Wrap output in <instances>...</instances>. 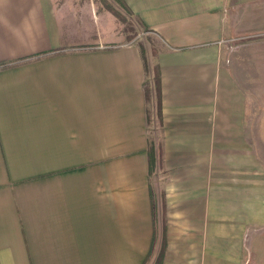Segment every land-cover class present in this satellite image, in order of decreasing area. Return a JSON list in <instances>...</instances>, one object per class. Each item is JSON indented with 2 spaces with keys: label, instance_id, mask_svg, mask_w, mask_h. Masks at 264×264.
<instances>
[{
  "label": "crops",
  "instance_id": "1",
  "mask_svg": "<svg viewBox=\"0 0 264 264\" xmlns=\"http://www.w3.org/2000/svg\"><path fill=\"white\" fill-rule=\"evenodd\" d=\"M124 2L162 43L158 187L116 17L0 0V264H261L264 0Z\"/></svg>",
  "mask_w": 264,
  "mask_h": 264
},
{
  "label": "rangeland",
  "instance_id": "2",
  "mask_svg": "<svg viewBox=\"0 0 264 264\" xmlns=\"http://www.w3.org/2000/svg\"><path fill=\"white\" fill-rule=\"evenodd\" d=\"M81 6H94L96 9H106L112 8L115 16L111 11L112 15L116 17L119 24L118 30L122 32L124 36V42H133L139 48H142L146 57L147 70L145 79V88L150 90L151 98L146 103V117H147V130L149 132L148 141L150 146L158 147V133L160 130L158 117L156 115V97L153 81V69L156 67L152 56L153 52L161 46L160 39L157 35L152 32L147 31L138 21L137 17L131 14L125 7L115 0H78ZM158 170L153 171L150 175V181L152 186L158 187V182L160 181ZM264 255H258L259 263L264 264Z\"/></svg>",
  "mask_w": 264,
  "mask_h": 264
},
{
  "label": "trees",
  "instance_id": "3",
  "mask_svg": "<svg viewBox=\"0 0 264 264\" xmlns=\"http://www.w3.org/2000/svg\"><path fill=\"white\" fill-rule=\"evenodd\" d=\"M118 3H120L123 7L126 8V10H128L131 14H133L131 12V10L129 9V7L127 6V4L124 2V0H115ZM110 9V11L117 16L113 11L112 8H108ZM118 17V16H117ZM138 21L140 22V24L149 32H152L138 17H137ZM140 49V53L144 59V63H145V67L147 70V62H146V57L144 54V51L142 48ZM157 52V50L155 49L153 54L155 55ZM156 67L153 69V81H154V89H155V96H156V106H157V117L159 122H162V112H161V88H160V73H159V68L157 65H155ZM146 99H149V89H146ZM148 163H149V174L151 175L154 168H155V164H156V153L154 150V146H149L148 147ZM164 244V242H163Z\"/></svg>",
  "mask_w": 264,
  "mask_h": 264
}]
</instances>
